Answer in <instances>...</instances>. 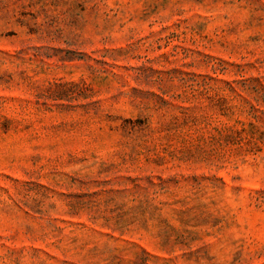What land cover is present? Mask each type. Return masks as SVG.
<instances>
[{
    "label": "rangeland",
    "instance_id": "374dc122",
    "mask_svg": "<svg viewBox=\"0 0 264 264\" xmlns=\"http://www.w3.org/2000/svg\"><path fill=\"white\" fill-rule=\"evenodd\" d=\"M0 264H264V0H0Z\"/></svg>",
    "mask_w": 264,
    "mask_h": 264
}]
</instances>
